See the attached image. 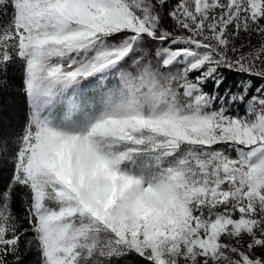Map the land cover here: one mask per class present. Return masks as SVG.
<instances>
[{"label": "snow or ice", "instance_id": "1", "mask_svg": "<svg viewBox=\"0 0 264 264\" xmlns=\"http://www.w3.org/2000/svg\"><path fill=\"white\" fill-rule=\"evenodd\" d=\"M130 257L264 264V0H0V264Z\"/></svg>", "mask_w": 264, "mask_h": 264}, {"label": "trees", "instance_id": "2", "mask_svg": "<svg viewBox=\"0 0 264 264\" xmlns=\"http://www.w3.org/2000/svg\"><path fill=\"white\" fill-rule=\"evenodd\" d=\"M17 211L20 212V211H22V210L18 207V208H17ZM33 260H34V258L30 259V264H33ZM129 264H139V261H138V259L135 258V257H130V258H129Z\"/></svg>", "mask_w": 264, "mask_h": 264}, {"label": "rangeland", "instance_id": "3", "mask_svg": "<svg viewBox=\"0 0 264 264\" xmlns=\"http://www.w3.org/2000/svg\"><path fill=\"white\" fill-rule=\"evenodd\" d=\"M242 39L246 40L247 38L246 37H242ZM252 43L253 44H256L257 43V38L256 37H253L252 38Z\"/></svg>", "mask_w": 264, "mask_h": 264}]
</instances>
